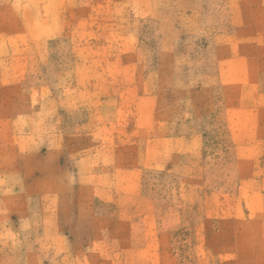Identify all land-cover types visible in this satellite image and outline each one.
<instances>
[{
	"label": "rangeland",
	"instance_id": "374dc122",
	"mask_svg": "<svg viewBox=\"0 0 264 264\" xmlns=\"http://www.w3.org/2000/svg\"><path fill=\"white\" fill-rule=\"evenodd\" d=\"M0 264H264V0H0Z\"/></svg>",
	"mask_w": 264,
	"mask_h": 264
}]
</instances>
